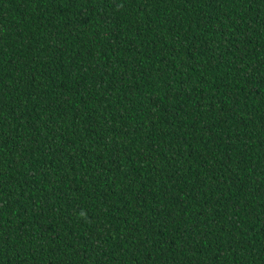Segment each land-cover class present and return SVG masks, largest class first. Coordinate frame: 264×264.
I'll return each instance as SVG.
<instances>
[{
  "label": "trees",
  "instance_id": "16d2710c",
  "mask_svg": "<svg viewBox=\"0 0 264 264\" xmlns=\"http://www.w3.org/2000/svg\"><path fill=\"white\" fill-rule=\"evenodd\" d=\"M0 264H264V0H0Z\"/></svg>",
  "mask_w": 264,
  "mask_h": 264
}]
</instances>
